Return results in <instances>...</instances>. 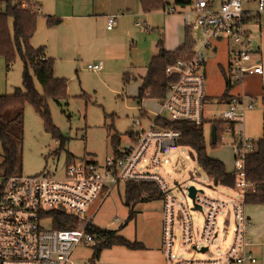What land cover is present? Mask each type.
Wrapping results in <instances>:
<instances>
[{"label": "rangeland", "instance_id": "374dc122", "mask_svg": "<svg viewBox=\"0 0 264 264\" xmlns=\"http://www.w3.org/2000/svg\"><path fill=\"white\" fill-rule=\"evenodd\" d=\"M30 2L35 6V10L42 8L37 19L36 32L30 43L33 47L44 44L51 49L52 53L48 57L53 58L54 75L66 79L68 97L61 104L55 103L52 99L47 101L56 134L45 130L43 119L31 104L25 105L21 174L31 176L48 173L62 177L69 156H72L71 159L75 162L95 161L103 164L106 158L113 155L115 147L120 148L132 143L129 133L147 128L150 119L160 112L158 100L144 97L140 101L138 97L142 75L145 74L152 56L157 53V42L160 38L165 48L167 46L175 49L182 44L185 35L188 34L194 41V49H198L203 37L199 27L187 31L180 13H167L162 8L145 12L140 5L135 14L123 17L119 13L116 16L118 22L111 30L106 29V20L92 21L90 28L95 33L96 39L83 38L86 35L85 30L77 33L82 29H75L72 24L67 26L65 23L62 24L64 30L57 34L47 28L46 23L44 24L46 9L53 0H30ZM40 4H43V7ZM247 8L255 11L256 6L251 4ZM4 9L5 5L0 2V10ZM194 18L195 16L190 14V20L194 21ZM136 22L141 24L136 25ZM166 22L169 25L167 33ZM255 24L257 23L252 22L248 25L251 29L252 46H259V56L264 64V14L260 16V25L257 27ZM176 29L179 31V37ZM205 57L207 99L204 107L203 132L206 152L209 156L220 159L226 170L233 172L234 135L231 131H223L218 134L215 144L210 140L211 121L219 119L221 113L229 108L227 103L219 101L225 84L221 69L227 65L228 60L225 43H220L216 52L207 51ZM97 61L103 62L98 71L87 69L88 64ZM22 72L23 61L18 54L9 66L0 56V94H11L16 87H22ZM126 72H129L128 79L125 78ZM244 85L246 95L252 93L256 98L253 108L245 112L241 121L234 123V130L241 131L244 136L252 137L255 141L264 139V122H262L264 102L261 98L264 90H261L253 80H245ZM35 86L41 91L37 81ZM135 121H139L140 124ZM113 133L120 137L118 143L112 141ZM1 159L0 146V161ZM165 159V164L151 167L150 171L163 178L171 189V195L177 197V201L188 200L186 188L189 185L203 190L204 195L208 197L225 200L238 198L234 189L214 185L211 182L197 165L191 148L179 146L177 150L166 155ZM124 187L125 183L119 182L111 188L105 199L98 197L90 203L81 218L83 226L90 222L145 246L140 249H127L141 253L156 247L162 249L164 200L155 199L136 203L133 207V216L127 221L129 208L123 204ZM250 207L252 205H246L247 209ZM191 215L197 228L203 222V215L196 211L191 212ZM223 215L224 211L218 216L217 236L214 237L206 253L194 251L190 246L181 247L176 229L172 249L173 252H178L173 256V261L177 258L211 259L217 256L224 245L228 246L232 239L234 221L231 217L229 225L224 229ZM41 225L46 227L45 222ZM94 243L75 245L72 251L74 264H113L109 251L112 246L103 248L98 258L92 260ZM260 249L264 251V243H260ZM152 255L160 260L161 254L152 252ZM162 259V264H165Z\"/></svg>", "mask_w": 264, "mask_h": 264}, {"label": "built area", "instance_id": "2783aa9c", "mask_svg": "<svg viewBox=\"0 0 264 264\" xmlns=\"http://www.w3.org/2000/svg\"><path fill=\"white\" fill-rule=\"evenodd\" d=\"M163 10L180 13L186 29L200 28L202 42L198 49L190 51L165 68L168 83L159 101L160 112L150 119L149 126L129 135L132 143L118 148V152L106 158L103 164L95 161H79L66 164L62 177L48 173L25 176L22 174L0 176V264H74L72 251L78 243H94L95 236L82 224L86 207L96 198L105 199L111 188L119 182L152 181L163 193L162 253L165 264H261L251 250L248 236L250 219L246 212L245 195L255 191V185L246 177L245 159L255 149L252 138L233 130L235 167L234 189L238 198L220 199L208 197L196 191L194 208L192 199L176 200L163 178L151 167L166 163L165 156L179 148L180 131L158 125L164 122L187 121L197 125L205 121V65L207 51H218L220 43L227 48V65L224 82L235 86L249 78L259 81L264 90V64L259 48L252 46L249 24L260 25L264 14V0H164ZM255 4L256 9H248ZM190 14L195 16L190 20ZM252 17L251 20H246ZM141 23L137 22L136 25ZM116 25V15L107 17L106 28ZM258 56V57H257ZM44 58V57H42ZM102 61L88 64L87 69L98 71ZM256 96L246 95L242 89L231 94L229 108L219 119L228 122L241 121L247 110L254 106ZM264 102V94L261 96ZM135 123L140 124L139 121ZM226 131H231L226 128ZM63 209L78 217L72 228H51L52 220L44 214L51 209ZM203 215L197 228L191 212ZM224 211L222 225H229L232 217V239L211 259L177 258L173 261L174 239L177 229L181 247L206 253L217 236L218 216ZM45 222L46 227L41 223ZM197 236V237H196ZM198 238V239H197ZM199 242V243H198ZM195 247V248H193ZM202 247H207L201 252Z\"/></svg>", "mask_w": 264, "mask_h": 264}, {"label": "trees", "instance_id": "16d2710c", "mask_svg": "<svg viewBox=\"0 0 264 264\" xmlns=\"http://www.w3.org/2000/svg\"><path fill=\"white\" fill-rule=\"evenodd\" d=\"M0 2L5 5V9L0 10V56L4 58L7 66L13 62L16 54L23 61L22 87H16L11 94H0V146L2 149L0 176L5 177L21 174L25 105L31 104L43 119L45 130L56 134V127L52 124L47 101L52 99L55 103L61 104L68 95L66 79L54 75L53 58L45 56L44 45L33 47L30 43L36 32L40 10H35V6L30 0H0ZM139 3L145 12L163 9L165 5L164 0H139ZM44 17L47 26L58 25L61 22L60 17L52 15H44ZM251 19L252 17L246 18V20ZM193 44L194 41L186 34L180 46L173 50H166L163 46V40L160 38L157 42V53L152 56L138 87L140 101L144 97L156 100L163 98L166 87L172 80L171 77L167 76L165 68L186 55ZM221 71L225 76L224 68ZM125 78H129V72L125 73ZM35 81L39 83L41 91L36 88ZM233 88L234 85L225 81V87L219 96V101H228ZM143 113L146 115L145 111ZM155 122L162 127L180 131L179 145L189 147L194 151L197 165L214 185L234 187L233 172L226 170L220 159L207 154L202 124L197 125L187 121L164 122L159 119H155ZM211 125L216 130V141L218 134L226 131V128H230L233 134V122L213 119ZM129 135H132V132ZM111 138L114 143H118L120 140L116 133H113ZM253 141L255 149L247 153L245 168L246 177L254 183L255 191L245 195V202L249 205H264V139H257L256 141L253 139ZM117 152L118 148L115 147L113 154ZM71 158L72 156L67 158V164L73 162ZM162 197L163 193L152 181L125 183L123 204L129 208L127 221L133 216V207L136 203L162 199ZM44 216L51 218V228L55 229L72 228L78 221V217L59 208L47 211ZM87 231L95 236V243L92 246V260L98 258L103 248L113 245L132 249L144 247L140 242H131L113 230L95 226L90 222L87 225Z\"/></svg>", "mask_w": 264, "mask_h": 264}, {"label": "crops", "instance_id": "0c3cea01", "mask_svg": "<svg viewBox=\"0 0 264 264\" xmlns=\"http://www.w3.org/2000/svg\"><path fill=\"white\" fill-rule=\"evenodd\" d=\"M138 5H140L139 0H53L52 4L49 5L46 9L45 14L60 17L61 22L58 25L48 26L47 28H50L51 31H55L58 34V32L64 30L62 28V24L65 23L67 26L72 24L75 29H82L80 31H77V33H81V31L85 30L84 32H86V35H84L83 38L96 39V36L94 35L95 33L90 28L92 21L106 20L107 25V17L109 15L117 16L119 13H121V15L124 17L126 15L135 14L138 11ZM40 6L43 7V4H40ZM38 10L42 11V8L40 7ZM122 20L120 21L121 24L123 23ZM117 22L118 21L116 19V24ZM45 23L46 21H44V24ZM165 28L166 33L169 32V30H167V28H169L168 22H166ZM176 31L179 37V31L177 29ZM78 36L80 37V35H77V37ZM44 47L45 56L48 57V55H51L50 53H52L51 49L47 47V45H44ZM257 47L259 48V46ZM165 49L173 50L167 46ZM144 75L145 74H143L142 77ZM246 80H253L255 84L259 86V81L257 79L249 78ZM242 89L244 91L246 90L244 82L242 83V85L235 86L231 90V94L238 93ZM227 102L228 101L224 103ZM262 122H264V115H262ZM246 212L251 221V225L248 228V236L252 241L251 250L260 261V263H264V251H261L260 249V243H264V205H252V207H250L249 209L246 208ZM109 251L112 256L110 260L113 264H162L161 258H163L162 260L163 262H165L164 257L161 256L163 255L161 249L157 247L155 249H150L149 251H143L141 253L137 250L127 249V247L125 246L113 245ZM152 252L161 254L159 256L160 260H158L157 256L152 255Z\"/></svg>", "mask_w": 264, "mask_h": 264}, {"label": "water", "instance_id": "95a60500", "mask_svg": "<svg viewBox=\"0 0 264 264\" xmlns=\"http://www.w3.org/2000/svg\"><path fill=\"white\" fill-rule=\"evenodd\" d=\"M210 140H211V143H215V141H216V130H215V127H213V126H211V128H210ZM186 190H187L188 197L192 199V203L194 204V208L200 209V207L194 203V196L196 194V191L203 192V190L197 189L194 185H189L186 188ZM193 248H195V247H193ZM206 249H207V247H202L200 249V251L204 252Z\"/></svg>", "mask_w": 264, "mask_h": 264}]
</instances>
